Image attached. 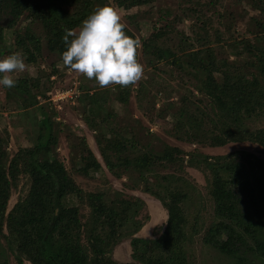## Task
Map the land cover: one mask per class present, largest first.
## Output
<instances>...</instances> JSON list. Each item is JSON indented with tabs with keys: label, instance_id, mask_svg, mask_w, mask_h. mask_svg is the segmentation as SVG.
I'll return each mask as SVG.
<instances>
[{
	"label": "trees",
	"instance_id": "obj_1",
	"mask_svg": "<svg viewBox=\"0 0 264 264\" xmlns=\"http://www.w3.org/2000/svg\"><path fill=\"white\" fill-rule=\"evenodd\" d=\"M235 1H245L247 10L255 13L253 20L256 26L264 33V0ZM220 2L179 0L189 21L201 25L192 30V44H177L176 48H172L164 29L168 25L159 31V38L150 41L140 39L139 54L146 67L154 71L156 65L163 61L169 75L176 69L181 77H189L190 87L199 94L194 102H189V98L188 102L182 101V105H190L191 116L187 122L178 119L176 130L171 131L164 123L161 124L164 120L161 111H157L149 120L159 124L165 133L176 140L190 146L222 147L229 142H248L264 147V129L254 130L249 126L254 118L264 116V41L259 45L244 39L233 42L228 46L230 54L235 57L233 61L229 60L228 55L217 58L212 48L203 49V44L210 43L205 27L213 24L214 17H218L219 26L227 32L235 28L226 14L216 11ZM150 3L151 0H0V59H3L4 52L10 55L19 51L27 65L36 64V54L41 53L40 40L27 30L22 34L14 30L22 18L31 17V23L41 21L48 52L62 57L66 50L62 40L64 29H79L82 21L97 7L109 4L122 10L128 6ZM64 6L71 8L69 13L64 11ZM211 11L213 14L209 15ZM4 19L8 20L7 24L3 22ZM125 31L127 35L137 38L127 28ZM215 35L220 40L219 30H215ZM242 56L244 59H237ZM49 73L55 75V71ZM41 74L43 76L44 72ZM181 77V85L188 88ZM38 79H16L15 87L5 88L6 96L17 99L27 107L36 105L37 94L44 95L43 92L35 93L39 86ZM48 83L50 86L46 90L52 87V82ZM107 88L110 98L116 96L108 101L112 105L117 103L115 108L100 102V98H106V91L97 89L92 94L83 91L85 96L80 104V115L93 130L107 124L111 117L120 118L118 114L127 119L125 112L134 87L113 85ZM150 88H155L158 93L159 83L153 79L138 82L134 92L137 109H142L143 102L150 97ZM188 95H192V92H188ZM186 109L183 107L178 116L182 118ZM144 110L148 111L146 108ZM39 111L41 117L37 122L32 141L35 144L31 151L19 148L9 156V134L4 130L5 138L0 135V239L16 264H189L185 250L187 219L183 207L187 194L166 184H153L148 177L153 174L154 178L158 175L164 181H173V173L163 176L160 171H178L189 154L178 147L164 145L161 152L152 153L143 149L133 156L130 150H134L135 144L124 133L126 128H132L124 123L115 125L120 128H113L111 137L105 136L110 139L101 145L100 156L108 172L117 179H127L130 185L126 187L129 189L139 188L158 200L167 212L165 228L157 239L131 237V256L136 262L117 263L110 257L112 248L122 237L134 236L143 228V222L135 220V216L144 202L138 198L118 202L117 199L110 200L104 191L93 193L80 189L54 155L58 130L50 123L52 116L43 107ZM205 123L210 124L206 130L203 129ZM78 145V157L73 159L74 165L79 163L77 172L85 177L97 173L103 177L100 164L86 143L80 142ZM71 149L75 147L71 146ZM192 163L191 158L188 164ZM208 165L212 173L209 194L218 221L206 228L203 244L233 259L235 264H264V240L251 245L246 239L255 226L264 231V220H259L263 215L260 206L264 205V187L258 181L256 186L251 182L254 174H264V162L248 152H236L228 155L224 162ZM20 175L28 177L27 194L7 210L11 189L17 187ZM70 197H75L89 208L90 216L85 222L81 220L78 206L69 201ZM144 218L147 221L149 217L146 214ZM81 229L87 231L88 249L80 241ZM0 264L9 262L4 260Z\"/></svg>",
	"mask_w": 264,
	"mask_h": 264
},
{
	"label": "rangeland",
	"instance_id": "obj_2",
	"mask_svg": "<svg viewBox=\"0 0 264 264\" xmlns=\"http://www.w3.org/2000/svg\"><path fill=\"white\" fill-rule=\"evenodd\" d=\"M63 8L65 12H70V7L64 6ZM116 10L122 16L126 28L139 40L150 41L159 38V31L168 25V28L164 29L168 33L167 37L170 39L169 43H171L169 45L172 48H176L177 44H188L190 37L193 35L192 30L201 26L199 22L195 24V21H189L188 17L182 11L179 0H151L150 5L128 6L122 10L117 8ZM216 11L226 14L227 18H229L228 20L232 21L235 28L233 31L227 32L225 28L219 26L218 17H214L213 24L205 27L208 31L210 43L203 44L205 45L203 49L207 47L212 48L216 52L217 58L221 59L224 58V55H228L229 60L233 61L235 57L230 54L228 49V46L233 42L237 43L244 39L251 44H262L264 41V33L256 26V22L253 20L255 13L247 10L245 1L239 3L235 0H221L220 6L216 7ZM208 14L212 15L213 11ZM3 22L7 24L8 20L4 19ZM192 22H194V25ZM43 28L44 25L41 21L31 23V17L22 18L20 25L14 28L19 34L27 30V32H30V35L32 34L38 38L41 43L39 44L41 53L36 54V64L28 65V70L24 73H17L15 79L27 78L35 80V78L38 79L41 76L38 79L39 86L35 90V93L43 92L44 95L37 94V104L27 107L23 103L18 102L17 99L7 97L5 87L0 86V135L5 138L4 130L9 134L7 140L9 156L15 154L19 148H27L31 151V148L35 144L32 141L36 135L37 122L41 117L39 108L43 107L47 114L52 116L50 123L58 130V141L54 155L63 163L69 175L80 189L84 192L93 193L104 191L108 194L110 200L117 199L118 202H124L134 198H138L144 202V206L139 209L135 216V220L143 222V228L135 233L134 236L122 237L113 246L110 255L114 262L131 263L136 262L131 256V239H157L165 228L167 212L158 200L143 193L141 189L131 190L126 187L130 185L127 179H117L112 176L106 169L100 156V147L110 139L106 137H111V130L113 128L117 130L120 128L115 126L118 125V122L121 125L122 123L128 124V128H132L129 130L126 128V132L124 133L135 144L134 150L131 151L129 148L130 154L133 156L143 149L145 151H151L152 153H158L163 150L164 145L178 147L189 154L184 158V163L180 169L175 172L171 169H162L160 171V174L163 176L173 173L174 180L167 182L162 180L158 175L154 178L153 174L148 175V177L153 184H166L171 189L178 188L187 194V199L183 203V207L187 219L185 250L188 263L235 264L233 259L223 256L217 250L203 244V236L206 228L210 224L218 221L215 219L213 201L209 194L212 173L210 170L211 167L208 164L215 165L218 162H224L228 159V155L236 152H248L264 162V147L248 142H229L222 147H209L197 144L190 146L185 142L176 140L171 134L165 133V130L156 122L151 123L149 118H153L157 114V111H161L164 116L161 124L164 123L171 131L172 129L176 130L178 119L187 122L188 117L191 116V111L188 109L190 105L188 103L187 105H182V101L183 103L188 102L187 98H189V102H194V100L199 98V94H197L195 89L190 87L189 81L191 80L188 79L189 77L184 75L181 77V73H178L176 69L173 70L172 75H169L167 65L163 61L156 65V69L153 71V68L146 67V62L140 57V54L138 59L145 68V74L141 81L155 80L159 83L160 89H158V93L155 91V88H150V97L143 102L142 109H137L134 93L136 92L135 88L138 85L137 83L133 86L134 88L129 97V106H127L125 112L127 119H123L122 114H118L120 118L112 119L111 117L107 124L101 125L100 128L97 126L95 128L96 130L89 128L85 119L80 115V104L84 101L85 96L83 91L87 90L90 94L97 92V89L102 92L106 91V100L104 97L100 98V102L103 104H107L108 101L115 99L116 96L112 95L110 98L107 93L108 88H101L95 80H88L84 76L64 68L61 57L57 53L48 52ZM76 30L78 31L79 29ZM215 30L220 31V40L215 35ZM5 35L9 37L7 32H5ZM10 39L13 43V37ZM189 44L192 43L190 42ZM13 51L14 49H12ZM5 54L6 52L3 53V58L6 56ZM237 59L242 60L244 56ZM58 64L61 66L58 67ZM52 71H55V75L49 73ZM41 72H44L43 76ZM47 76H49V79H47ZM179 77L183 78V82L188 88H184L181 85L182 81H180ZM48 82H52V87L46 90L50 86ZM80 88L83 89L80 91ZM188 92L190 94L192 92V95H188ZM73 93H75L74 96ZM108 104L107 107H109ZM109 105L115 108L118 104L112 105L110 102ZM183 107L187 109L184 111L185 116L183 115L181 118L178 116V112ZM145 108L148 111H143ZM249 126L254 130L264 129V116L254 118ZM203 127L206 130L210 127V124L205 123ZM101 135L104 136L102 137ZM80 142L86 143L94 158L100 164L104 175L103 177L99 173L94 174L92 177H85L77 172L79 163L74 165L73 159L74 157L76 159L78 157V148L76 147L79 146L78 144ZM71 146L75 147V149H71ZM191 158L193 159V163L188 164ZM76 159L74 160L75 162L77 161ZM252 180L251 182H254V186L257 185L258 181L264 187V174L256 173ZM28 188V177L20 175L17 187L11 189L7 210H10L18 199L26 196ZM70 198L69 201L71 204L78 206L81 220L85 222L90 216L89 208L85 204L80 203L75 197ZM260 209L263 211V215H261L259 220L263 221V204H261ZM146 214L149 218L147 221H144ZM253 227L252 225L251 228ZM251 230L252 234L246 237L249 244L253 245L256 242L259 243L261 240H264V231L256 226ZM80 231V241L88 249L86 247L85 235L87 231L83 229ZM5 247L4 241L0 239V263L7 260L9 264H16L13 255ZM24 264L30 263L25 262Z\"/></svg>",
	"mask_w": 264,
	"mask_h": 264
},
{
	"label": "clouds",
	"instance_id": "obj_3",
	"mask_svg": "<svg viewBox=\"0 0 264 264\" xmlns=\"http://www.w3.org/2000/svg\"><path fill=\"white\" fill-rule=\"evenodd\" d=\"M125 29L126 24L114 7L109 4L97 7L82 21L78 31L64 29L62 40L66 50L62 53V66L95 80L101 88L135 86L145 74L138 59L141 41L127 35ZM27 70L21 52L6 55L0 59V86L15 87V75Z\"/></svg>",
	"mask_w": 264,
	"mask_h": 264
},
{
	"label": "built area",
	"instance_id": "obj_4",
	"mask_svg": "<svg viewBox=\"0 0 264 264\" xmlns=\"http://www.w3.org/2000/svg\"><path fill=\"white\" fill-rule=\"evenodd\" d=\"M75 95V93H73V96Z\"/></svg>",
	"mask_w": 264,
	"mask_h": 264
},
{
	"label": "crops",
	"instance_id": "obj_5",
	"mask_svg": "<svg viewBox=\"0 0 264 264\" xmlns=\"http://www.w3.org/2000/svg\"><path fill=\"white\" fill-rule=\"evenodd\" d=\"M166 211V210H165Z\"/></svg>",
	"mask_w": 264,
	"mask_h": 264
}]
</instances>
